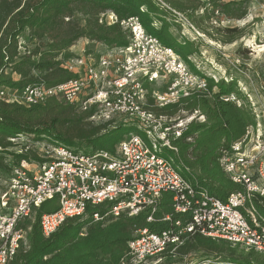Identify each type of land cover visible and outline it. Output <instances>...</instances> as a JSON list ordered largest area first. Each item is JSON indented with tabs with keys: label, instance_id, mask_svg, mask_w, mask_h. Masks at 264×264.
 <instances>
[{
	"label": "built area",
	"instance_id": "2783aa9c",
	"mask_svg": "<svg viewBox=\"0 0 264 264\" xmlns=\"http://www.w3.org/2000/svg\"><path fill=\"white\" fill-rule=\"evenodd\" d=\"M100 16V24L121 27L126 44L102 45L96 53L84 50L65 60L58 57L59 67L71 75L69 80L54 86L28 85L17 100L5 99L0 91V100L25 108L44 107L56 100L85 115L91 126L123 127L135 133L123 135L111 151L78 150L25 135L8 138L13 145L10 149L18 148L13 153L31 158L4 161L6 177L0 176V264H10L25 243L28 249L31 225L46 202H50L51 211L38 220L44 238L66 220L104 205V214L92 211L93 221L144 214L147 223L168 224L158 233L136 231L119 264H145L161 259L167 251L169 256L176 255V249L195 235L264 256V216L255 206L264 202V111L262 124L246 129L217 161L224 177L239 190L224 201L210 195L186 177L189 170L179 163L177 142L191 141L184 135L196 117L156 114L172 106L181 108L189 101L212 99L215 92L209 90L208 77L148 34L137 17L118 21L112 12ZM22 39L18 37V56L30 53L22 47ZM220 100L241 107L232 94ZM166 195L171 212L157 218ZM211 261L181 264H217Z\"/></svg>",
	"mask_w": 264,
	"mask_h": 264
},
{
	"label": "trees",
	"instance_id": "16d2710c",
	"mask_svg": "<svg viewBox=\"0 0 264 264\" xmlns=\"http://www.w3.org/2000/svg\"><path fill=\"white\" fill-rule=\"evenodd\" d=\"M160 1L183 14L203 32H206L203 25L210 21L214 11L234 21L242 20L247 15V0ZM142 7L145 12L140 10ZM107 11L114 13L118 21L137 17L148 34L178 53L167 35L168 25L164 18L169 13L162 10L155 0H0V87L22 91L26 86L37 83L54 86L66 82L71 75L59 67L56 59L61 57L65 60L72 56L69 49L80 39L106 46L126 44V34L118 24L106 26L98 23L99 16ZM199 11L202 12L197 15ZM76 14L84 17V26L77 23L74 18ZM155 19L161 22L160 29L152 26ZM25 32L30 40L47 41L46 49L40 51L39 44L29 55L18 56V37ZM234 41L235 37L223 43L231 44ZM6 70L19 79L16 82L5 79ZM229 93L230 89L220 87L212 99L198 101L207 119L206 125L193 123L189 126L184 136H196L192 144L177 142L179 156L189 168L186 177L222 201L228 194L238 191L239 187L224 177L217 164L218 158L224 149L245 134L251 123L246 111L220 100L222 95ZM198 102L193 100L181 108L168 107L156 111V114L173 117L179 110L192 111ZM85 119V115L76 113L68 105L48 103L44 107L25 108L0 100V176L7 170L4 161L8 158L15 161L31 158L25 153L17 155L9 152L13 145L8 138L25 135L34 141L51 140L78 150L83 145L89 150L111 151L117 140L114 142L109 138L115 133L129 130L91 126ZM49 203H44L38 209L28 234L27 251L19 253L10 264H119L127 252V243L135 238L136 231L146 229L150 233H158L168 226L164 222L147 223L144 214L132 218L120 216L107 225L103 221H93L92 211L102 215L106 208L104 205L88 208L84 216L66 220L49 238H44L38 220L41 214L51 211ZM255 206L264 216V202L261 205L255 203ZM170 212L166 195L156 217ZM167 252L159 258L169 256ZM192 252H201L207 255L205 259H213L217 264H264L259 254H244L224 241H213L199 235L189 238L175 253L183 257Z\"/></svg>",
	"mask_w": 264,
	"mask_h": 264
},
{
	"label": "rangeland",
	"instance_id": "374dc122",
	"mask_svg": "<svg viewBox=\"0 0 264 264\" xmlns=\"http://www.w3.org/2000/svg\"><path fill=\"white\" fill-rule=\"evenodd\" d=\"M235 1L238 2L243 0ZM155 2L162 10L169 13L164 18L168 25L167 35L174 42L178 54L190 68L208 77L209 90L216 93L220 87L225 90L230 89L231 93L226 94V96L231 94L234 95L241 104L239 109L246 111L251 117V123L246 129L256 127L259 123L262 124L261 112L264 111V0H247V15L244 19L239 21L228 20L221 16L218 11H214V15L210 21L203 25L206 32L196 28L183 14L169 8L168 5L162 3L160 0H155ZM141 9L145 12L144 7ZM209 11L211 10L209 9ZM201 12L202 11H199L197 15H200ZM105 13L111 12L107 11ZM100 17L101 16H99V19ZM74 18L80 26H84L83 16L76 14ZM161 25V22L157 19H155L152 24L155 29H160ZM21 36L23 38L22 47H24L26 51H32L39 44L41 47L40 51H44L47 47V41L30 40L27 32L23 33ZM233 37H235L233 43H223V41ZM102 45L104 44L100 42L80 39L69 51L70 53L78 55L84 50H90L96 53L103 49ZM20 53L22 55L23 52L21 51ZM185 55L186 59H184ZM33 74L38 75L35 72H33ZM4 78L10 79L12 82H16L19 79L16 75L11 74L10 70L5 71ZM0 91L4 92L5 99H11L12 97L17 100L20 94V90L12 87H0ZM209 99H211V97ZM201 100H199V102ZM245 101H247L246 103L249 107ZM250 101H252L251 104ZM199 102L193 109L196 113L192 112L190 109L191 107H189L190 110L188 112H191L189 116H187V112L179 110L174 117L180 116L181 118L184 117L188 119L190 116H194L196 117L195 124L206 125L207 119ZM48 103L62 104L56 100H51ZM189 103H191V101H189ZM234 105L237 107L236 104ZM251 107H254V111L258 115V118L253 114V109ZM107 129L111 130L114 128ZM129 132L135 133L132 130H123L112 135L109 140L114 142L116 140L118 141L123 135ZM190 137L192 139L188 143L192 144L196 136L191 135ZM221 143H223V141H221ZM16 150H18V148L10 149V152ZM82 150L89 151V149L83 147V145ZM166 155L167 153H164V157H166ZM179 163L187 168L180 156ZM187 169L189 170V168ZM2 176L3 178L6 177L4 173ZM112 219L113 218L110 216L105 217V225L109 224ZM25 244L22 246L20 253L27 250ZM237 250L244 254L250 253L240 249ZM205 257H207V255L201 252H192L183 257L172 253L168 257L152 259L145 264H181L184 261H198L205 259ZM260 257L264 259V256L261 255ZM211 260L215 261L213 259Z\"/></svg>",
	"mask_w": 264,
	"mask_h": 264
}]
</instances>
